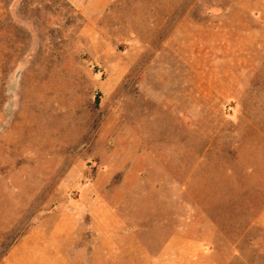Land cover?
<instances>
[{
    "label": "rangeland",
    "instance_id": "obj_1",
    "mask_svg": "<svg viewBox=\"0 0 264 264\" xmlns=\"http://www.w3.org/2000/svg\"><path fill=\"white\" fill-rule=\"evenodd\" d=\"M0 264H264V0H0Z\"/></svg>",
    "mask_w": 264,
    "mask_h": 264
}]
</instances>
